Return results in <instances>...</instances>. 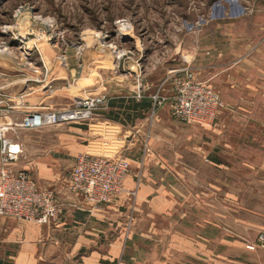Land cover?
<instances>
[{"label":"rangeland","instance_id":"374dc122","mask_svg":"<svg viewBox=\"0 0 264 264\" xmlns=\"http://www.w3.org/2000/svg\"><path fill=\"white\" fill-rule=\"evenodd\" d=\"M236 1L242 5L233 0H0V51L6 54L0 55V81L34 78L28 64L39 68V49L58 54L66 50L75 57L79 45L84 54L97 56L102 68L122 76L128 69L123 62L112 64L113 56L105 48L113 44L120 52L127 51L140 78L158 70L166 76L172 59L184 56L196 79L222 100L224 108L211 127L182 123L169 113L157 121L162 107L148 118L141 148L148 138L149 153L143 163H132L128 175L140 176L135 193L141 185L164 189L171 208L160 215L142 204L138 211L135 195L129 196V209L124 207L129 240L121 264H218L220 253L235 260L233 264H264L263 249H246L264 229L250 225L242 231L233 229L236 217L251 216L241 213L240 207L264 206V197L251 195L254 172L249 166L224 165L238 158L246 163L264 158V99L250 93L251 81H264V70L248 66L223 70L220 49L232 60L240 57L234 53L235 34H229L235 24L209 22L212 16L237 10L264 19V0ZM243 56L250 60V53ZM6 137L14 139L15 134ZM16 166L21 169L18 162ZM176 234H193L194 258L176 250L172 240ZM226 239L240 243L236 256L234 246H224Z\"/></svg>","mask_w":264,"mask_h":264},{"label":"crops","instance_id":"0c3cea01","mask_svg":"<svg viewBox=\"0 0 264 264\" xmlns=\"http://www.w3.org/2000/svg\"><path fill=\"white\" fill-rule=\"evenodd\" d=\"M233 2L238 6L240 4L236 0ZM238 11L227 16L222 13L209 18L210 23L235 24L234 31L229 34H235L234 53L240 54L241 58L232 60L226 50L220 49L218 60H222L223 70L238 71L248 67L251 70H264V19L247 17ZM227 34L225 31L224 35ZM47 50H37L40 74H32L34 78L30 81H0V99L8 101L14 107L13 119H21L25 113L42 109L68 107L85 94L105 92L109 99L106 106L88 123L67 125L69 128L20 130L11 139L22 150V157L18 160L20 168L30 175L38 187L54 190L58 202L63 206V214L58 224L50 226L0 218V264H121V255L126 252L129 240L125 229L127 212L124 207L129 209L130 195L123 193L114 203L89 212L77 207L80 198L68 191L67 177L75 158L80 154L122 156L131 168L132 163L140 162L143 152L141 142L150 117L147 104L151 105V96L155 93L166 98L172 95L169 72L189 65V60L184 58V62L181 58L172 59L166 76L158 70L150 75H141L140 78L130 61L124 62L128 72L121 76L109 68H102L97 56L94 58L90 52H85L82 57L83 67L78 73L72 54L67 53V68H63L55 60L58 52ZM248 53L250 60H243V55ZM111 62L113 64L112 60ZM236 83L237 81H233L230 84L235 86ZM138 85L142 88L139 99L135 97ZM250 87L252 95L263 96L264 99V81H251ZM22 90L25 95L20 102L18 94ZM161 107L157 121L163 115L170 114L168 102ZM1 121L9 122L7 119ZM257 148L258 146L256 150ZM212 162L221 167L220 161ZM231 164L251 167L254 172L250 175L251 195L264 197V158H254L250 163L234 159L225 163V168ZM66 166H70L68 171ZM135 177L136 175H128L126 178V192L134 190ZM238 181L243 182V177H238ZM167 195L164 189L152 190L147 185H141L135 193L134 208L139 211L142 204H145L155 214H164L171 208ZM229 195L242 197V194L236 192H230ZM240 212L251 216L236 217L234 231H242L244 225L264 229L263 205L240 207ZM172 240L177 251L194 258L196 241L193 234L185 237L180 234L172 235ZM223 243L229 248L234 246L235 256L237 251H241L237 239H226ZM197 245L200 246L198 243ZM229 252L232 250L229 249ZM219 258L221 260L217 261L218 264L236 262L227 259L226 253H220Z\"/></svg>","mask_w":264,"mask_h":264},{"label":"built area","instance_id":"2783aa9c","mask_svg":"<svg viewBox=\"0 0 264 264\" xmlns=\"http://www.w3.org/2000/svg\"><path fill=\"white\" fill-rule=\"evenodd\" d=\"M112 61L119 65L128 61L127 51L120 52L115 45L105 47ZM85 48L75 47V59L78 73L82 70V57ZM0 55H6L4 49ZM67 51L60 52L55 60L63 68H67ZM185 62V59L182 58ZM33 74H40L39 68L28 64ZM172 80V95L168 98L159 93L151 96L150 115L164 103H169L170 115L173 119L202 127H211L217 119L220 110L224 108L218 93L199 82L192 69L185 65L169 72ZM142 88L138 85L135 97H141ZM23 95L18 97L21 102ZM104 93L85 94L75 99L68 107L55 110H39L25 113L21 119L12 118L15 111L8 101L0 99V218L34 223L39 226H50L59 223L63 214V206L58 202L52 189L38 187L30 175L23 169H16V164L22 154L21 148L6 134H16L20 130H40L45 127H57L90 122L94 115L107 104ZM9 122L3 123L1 120ZM147 139L142 144L141 163L149 153ZM130 166L122 156L105 157L80 154L67 177V189L80 198L78 208L91 212L94 209L109 205L118 200L123 193L134 196V191L124 188ZM139 184L140 176L135 177ZM246 249L264 250V232L256 235L252 242L246 244Z\"/></svg>","mask_w":264,"mask_h":264},{"label":"trees","instance_id":"16d2710c","mask_svg":"<svg viewBox=\"0 0 264 264\" xmlns=\"http://www.w3.org/2000/svg\"><path fill=\"white\" fill-rule=\"evenodd\" d=\"M147 106H148L149 109L151 108V105L150 104L149 105L147 104ZM114 264H116V263H114Z\"/></svg>","mask_w":264,"mask_h":264}]
</instances>
